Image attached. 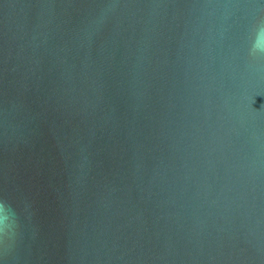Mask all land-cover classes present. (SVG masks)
I'll return each mask as SVG.
<instances>
[{
	"label": "water",
	"instance_id": "obj_1",
	"mask_svg": "<svg viewBox=\"0 0 264 264\" xmlns=\"http://www.w3.org/2000/svg\"><path fill=\"white\" fill-rule=\"evenodd\" d=\"M0 264H264V0H0Z\"/></svg>",
	"mask_w": 264,
	"mask_h": 264
}]
</instances>
